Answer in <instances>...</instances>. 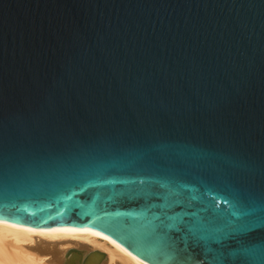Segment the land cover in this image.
Listing matches in <instances>:
<instances>
[{"label":"water","instance_id":"1","mask_svg":"<svg viewBox=\"0 0 264 264\" xmlns=\"http://www.w3.org/2000/svg\"><path fill=\"white\" fill-rule=\"evenodd\" d=\"M0 222L264 264V0H0Z\"/></svg>","mask_w":264,"mask_h":264},{"label":"bare ground","instance_id":"2","mask_svg":"<svg viewBox=\"0 0 264 264\" xmlns=\"http://www.w3.org/2000/svg\"><path fill=\"white\" fill-rule=\"evenodd\" d=\"M0 264H148L95 230L0 222Z\"/></svg>","mask_w":264,"mask_h":264}]
</instances>
